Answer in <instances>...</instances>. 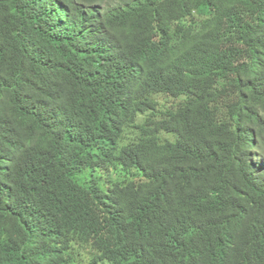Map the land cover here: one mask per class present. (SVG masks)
Returning a JSON list of instances; mask_svg holds the SVG:
<instances>
[{
    "label": "trees",
    "instance_id": "obj_1",
    "mask_svg": "<svg viewBox=\"0 0 264 264\" xmlns=\"http://www.w3.org/2000/svg\"><path fill=\"white\" fill-rule=\"evenodd\" d=\"M82 253L264 264V0H0V264Z\"/></svg>",
    "mask_w": 264,
    "mask_h": 264
},
{
    "label": "rangeland",
    "instance_id": "obj_2",
    "mask_svg": "<svg viewBox=\"0 0 264 264\" xmlns=\"http://www.w3.org/2000/svg\"><path fill=\"white\" fill-rule=\"evenodd\" d=\"M159 100L161 102V104L159 106V110L161 112L166 110L170 106L175 107L176 105H178V102H179V100H177V99L174 100V99H169V98H165V97H160ZM158 115H160V113H158ZM136 131H137L136 128H134V129L130 128V129H128V135L132 136V138H133L134 136H136ZM91 173H92V171H87L86 173H84L83 175L80 176L79 180L81 182L89 180L91 178ZM112 175H110V174L99 175V173H98L97 176H100V178L98 179V184H99L101 189L105 190L106 187L109 185V182L113 181ZM80 262L82 264H88L89 263V257H87L84 253H82V255L80 257Z\"/></svg>",
    "mask_w": 264,
    "mask_h": 264
}]
</instances>
